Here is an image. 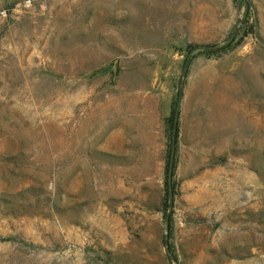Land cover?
Returning <instances> with one entry per match:
<instances>
[{"label": "rangeland", "instance_id": "rangeland-1", "mask_svg": "<svg viewBox=\"0 0 264 264\" xmlns=\"http://www.w3.org/2000/svg\"><path fill=\"white\" fill-rule=\"evenodd\" d=\"M0 264H264V0H0Z\"/></svg>", "mask_w": 264, "mask_h": 264}, {"label": "trees", "instance_id": "trees-1", "mask_svg": "<svg viewBox=\"0 0 264 264\" xmlns=\"http://www.w3.org/2000/svg\"><path fill=\"white\" fill-rule=\"evenodd\" d=\"M231 43H232V42H231ZM231 43H230V44H231ZM230 44H229V45H230ZM180 95H181V98H182V89H181L180 92H179V97H180ZM179 97H178V100H179ZM178 102H179V101L176 102L175 110H174V112H173L172 118L170 119L171 127H172V130H173V133H172V134H173V137H172V146H173V143H174V145H175V143H176V138H177V134H178V124H179V116H180V107H179V110H178V115H176V114H177V108H178ZM171 150H172V149H171ZM169 164H170V163H169ZM166 204H167L168 208H171V206H172V199H171L170 194H169V197H167ZM166 223H167V224L170 223V218H167ZM170 257H171L172 260L176 259V258L174 257V255H171Z\"/></svg>", "mask_w": 264, "mask_h": 264}, {"label": "water", "instance_id": "water-1", "mask_svg": "<svg viewBox=\"0 0 264 264\" xmlns=\"http://www.w3.org/2000/svg\"><path fill=\"white\" fill-rule=\"evenodd\" d=\"M233 38H234V35L222 46L205 47L204 49H216V48H220V47H226L227 45H229L233 41ZM178 101L179 102H178V108H177V114L176 115H178V110H179V107L181 106V95H180ZM174 157H175V150H174V143H173L172 150H171L170 164H169V174H168V186H169V193H170L171 198H172L171 186H172L173 169H174Z\"/></svg>", "mask_w": 264, "mask_h": 264}]
</instances>
